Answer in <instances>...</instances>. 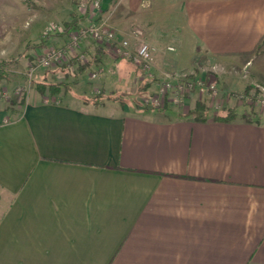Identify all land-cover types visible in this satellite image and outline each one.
I'll return each instance as SVG.
<instances>
[{
	"label": "crops",
	"instance_id": "1",
	"mask_svg": "<svg viewBox=\"0 0 264 264\" xmlns=\"http://www.w3.org/2000/svg\"><path fill=\"white\" fill-rule=\"evenodd\" d=\"M24 2L0 0V62L22 54L27 67L46 19ZM99 12L157 51L173 38L247 62L264 91V0H101ZM184 106L31 90L16 115L0 108V264H264V119L196 121Z\"/></svg>",
	"mask_w": 264,
	"mask_h": 264
},
{
	"label": "rangeland",
	"instance_id": "2",
	"mask_svg": "<svg viewBox=\"0 0 264 264\" xmlns=\"http://www.w3.org/2000/svg\"><path fill=\"white\" fill-rule=\"evenodd\" d=\"M87 4V0H25L26 10L31 12L32 16L46 19L41 34L33 39L35 41L32 45L27 44L25 47L33 49L43 47L44 51L41 52L43 54L50 47L64 45L69 39L68 34L63 44L54 40H58L59 36L62 37L63 23L65 20H70L71 12H76L78 16L85 14L78 28L90 22L99 25L102 22V13L97 11L90 14L89 10L84 13L81 6L85 7ZM20 7L18 2L11 4L14 12ZM135 39V41L130 40L128 53L124 57L110 46L98 45L90 36L81 37L78 44L81 49L77 47L69 51L66 60L57 65L44 67L38 62L41 54H35L31 59L29 58L31 67H25L19 63L22 54L15 55L16 59L4 61L3 70L6 76L0 79L3 80L1 84H4L6 88L0 87V108L7 107L11 115H16L31 90L37 91V85L43 82H63L67 85L66 89L61 88L54 94L46 89L43 95L58 96V94L66 93L80 95L82 99L85 96L93 97L102 91L105 92L102 101L108 100L111 96L119 104L130 101L139 107L147 108L143 106L142 99L148 94H156L164 82L180 84L181 82L197 83L203 80L214 82V92L201 91L194 85L189 91L185 89V100L182 103L168 105L165 99L161 105L162 108L185 104L184 108L190 105L193 109L195 102L201 101L205 104L209 116L226 107L236 105L239 112L243 114L252 112L260 119H264V91L259 86L248 82L251 70L249 63L238 62L236 57L228 60L225 59L227 57L218 54L190 52V45L185 43L178 45L173 38L165 41L163 34L152 38L156 43L159 40L165 41L164 44L159 42L163 50L161 52L157 51L154 44L149 43L150 41L142 32L135 36ZM141 42L151 47V57L145 68L132 59ZM120 58L124 59L123 67L116 69V60ZM156 63L161 66L164 63V66H167H162L163 71L159 72L153 69ZM83 66L85 69L81 71Z\"/></svg>",
	"mask_w": 264,
	"mask_h": 264
},
{
	"label": "built area",
	"instance_id": "3",
	"mask_svg": "<svg viewBox=\"0 0 264 264\" xmlns=\"http://www.w3.org/2000/svg\"><path fill=\"white\" fill-rule=\"evenodd\" d=\"M84 13L90 11V14L96 13L101 10V0H91L89 5L81 6ZM63 29H61L62 31ZM134 36L141 34L140 29L133 30ZM69 39L62 46L50 47L43 54L40 55L38 62L44 67L52 66L54 64H60L66 60L67 53L73 49H76L79 44L81 37L90 36L93 40L100 46H110L122 57L126 56L128 53L130 40L123 38L114 30L105 27L104 25H98L94 22L71 30L68 33ZM151 47L145 43L141 42L136 48V52L133 55V61L139 66L145 68L147 67L148 60L151 57ZM195 86L201 91L214 92L215 84L214 82L199 81L197 83L193 82H181L180 84H170L169 82H164L161 84L158 92L154 95H146L142 99L143 106L147 108H162V103L166 99V104H180L184 98L185 89L186 91L191 90Z\"/></svg>",
	"mask_w": 264,
	"mask_h": 264
},
{
	"label": "trees",
	"instance_id": "4",
	"mask_svg": "<svg viewBox=\"0 0 264 264\" xmlns=\"http://www.w3.org/2000/svg\"><path fill=\"white\" fill-rule=\"evenodd\" d=\"M91 0H87L88 4L90 3ZM85 14L78 16V14L76 12H72L71 13V18L69 21H65L63 23V30L61 31V33H69L71 30L76 29L79 27V22L80 20L83 18ZM4 61L0 62V78H3L6 76L4 70H3V65H4ZM85 69V66L82 67L81 71ZM61 88L66 89L67 85L63 82H58V83H42L40 85H37V91L40 94H43L45 92V90L47 89L49 91V93H57ZM104 97V93L102 91H100L97 95L93 96V97H83V102L85 103H91L93 105H98L102 102V99ZM240 112L238 111V107L235 106H231V107H226L225 109H223L222 111L219 112H215L212 117L215 120H219V121H224V122H229L231 120H233ZM188 116H190L193 120L196 121H204L208 118V111L207 108L205 106V104L201 101H196L194 104L193 109H191L190 111H188ZM243 117L247 120V121H255V122H259L260 118L255 116V114H253L252 112L243 114Z\"/></svg>",
	"mask_w": 264,
	"mask_h": 264
}]
</instances>
